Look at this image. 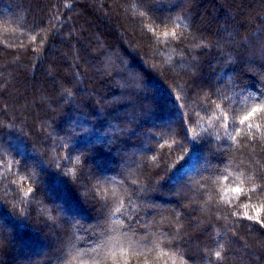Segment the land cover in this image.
<instances>
[{
  "label": "trees",
  "instance_id": "16d2710c",
  "mask_svg": "<svg viewBox=\"0 0 264 264\" xmlns=\"http://www.w3.org/2000/svg\"><path fill=\"white\" fill-rule=\"evenodd\" d=\"M0 264H264V0H0Z\"/></svg>",
  "mask_w": 264,
  "mask_h": 264
},
{
  "label": "snow or ice",
  "instance_id": "6c2138e0",
  "mask_svg": "<svg viewBox=\"0 0 264 264\" xmlns=\"http://www.w3.org/2000/svg\"><path fill=\"white\" fill-rule=\"evenodd\" d=\"M260 110H262V109L253 108L251 110V112H249L248 116H251L253 113H256V112H258ZM248 116H245L244 117V120H247L248 119ZM243 123H244V121L242 120L241 121V124H243ZM249 127H251V125H249ZM233 191L236 192V193H240L242 191V189L239 188V187H237V188L233 189ZM253 191H255V189H253ZM248 218L249 219H252V217H248ZM216 257H217L218 260L220 259L221 253L219 251L216 252Z\"/></svg>",
  "mask_w": 264,
  "mask_h": 264
}]
</instances>
